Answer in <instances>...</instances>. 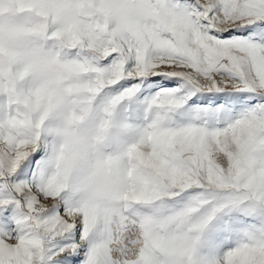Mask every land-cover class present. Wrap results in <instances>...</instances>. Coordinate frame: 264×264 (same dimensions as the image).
Wrapping results in <instances>:
<instances>
[{"label": "snow or ice", "instance_id": "snow-or-ice-1", "mask_svg": "<svg viewBox=\"0 0 264 264\" xmlns=\"http://www.w3.org/2000/svg\"><path fill=\"white\" fill-rule=\"evenodd\" d=\"M0 264H264V0H0Z\"/></svg>", "mask_w": 264, "mask_h": 264}]
</instances>
